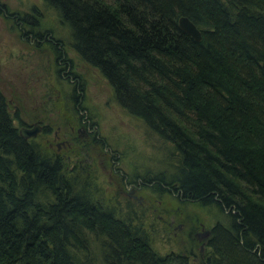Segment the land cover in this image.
I'll return each instance as SVG.
<instances>
[{
    "label": "trees",
    "instance_id": "obj_1",
    "mask_svg": "<svg viewBox=\"0 0 264 264\" xmlns=\"http://www.w3.org/2000/svg\"><path fill=\"white\" fill-rule=\"evenodd\" d=\"M41 1L114 102L171 147L152 193L224 215L197 264H264V0ZM12 121L0 92V264H196L158 256Z\"/></svg>",
    "mask_w": 264,
    "mask_h": 264
},
{
    "label": "rangeland",
    "instance_id": "obj_2",
    "mask_svg": "<svg viewBox=\"0 0 264 264\" xmlns=\"http://www.w3.org/2000/svg\"><path fill=\"white\" fill-rule=\"evenodd\" d=\"M2 5L7 14L35 23L61 44L77 79L60 75L51 54L23 39L14 18L0 13V92L20 122L12 116L14 127L40 128L43 132L31 140L59 157L65 172L77 185L87 184L94 200L142 227L158 256L191 253L197 264L208 252L205 233L216 222L224 225V215L214 206L201 208L152 193L149 178L162 173L167 179L172 173L171 147L114 102L108 83L79 60L68 29L41 0H0Z\"/></svg>",
    "mask_w": 264,
    "mask_h": 264
},
{
    "label": "flooded vegetation",
    "instance_id": "obj_3",
    "mask_svg": "<svg viewBox=\"0 0 264 264\" xmlns=\"http://www.w3.org/2000/svg\"><path fill=\"white\" fill-rule=\"evenodd\" d=\"M0 13L2 14V16H11L13 17L14 21H15V25L16 28L19 32H21V36L23 37V39L27 40L30 44L34 45L36 48L39 46L38 51H48L49 54H51L52 56V62L55 63V66L60 67L58 73L62 76H64L65 78L73 81L75 80V82L77 83V79H72L71 76V68L72 65L70 63H68L69 61H67L65 59V50L62 49V45L59 43H56L55 40H53V38L51 37L50 34L47 33H41L38 29L37 26L35 25V23H30L29 21H27L26 19H21L18 17H14L16 14L11 15V14H7L5 8H3V5L0 6ZM27 15H25L26 17ZM24 17V18H25ZM48 57V55H47ZM64 63V64H63ZM8 100L5 101V103ZM9 102V101H8ZM13 109V107H12ZM10 113V117L13 116L14 121L13 122H19V120L16 119V117H14L15 115L12 114V112ZM12 114V115H11ZM20 123V122H19ZM21 125V124H20ZM31 128H37V130H39V133H41L42 130H40V128H38L36 125L34 124H30V125H23V127H20L19 129H25L27 131H30L28 129ZM18 129V131H19ZM43 129V127H42ZM43 132V131H42ZM37 134V135H38ZM37 135H35L34 137H36ZM34 137H30V139H27L26 141H31L32 138ZM203 237H205V234H203ZM203 237H199L197 239V242H200ZM206 238V237H205ZM207 239V238H206ZM202 245V243H200ZM199 249V248H198ZM201 257V255H200Z\"/></svg>",
    "mask_w": 264,
    "mask_h": 264
},
{
    "label": "water",
    "instance_id": "obj_4",
    "mask_svg": "<svg viewBox=\"0 0 264 264\" xmlns=\"http://www.w3.org/2000/svg\"><path fill=\"white\" fill-rule=\"evenodd\" d=\"M177 25H178L179 30L184 34H187L194 42L200 41V33H198L195 26H193L191 23H189L186 20V18H184V17L179 18L177 20ZM5 107H6L8 112L13 111L9 102L5 103ZM38 133H39V130H37V128H35V127L32 128L30 131H27V130L21 128V129H19L18 136L23 140H27V139H30V137H34ZM205 234H208V233H205Z\"/></svg>",
    "mask_w": 264,
    "mask_h": 264
},
{
    "label": "bare ground",
    "instance_id": "obj_5",
    "mask_svg": "<svg viewBox=\"0 0 264 264\" xmlns=\"http://www.w3.org/2000/svg\"><path fill=\"white\" fill-rule=\"evenodd\" d=\"M69 63V62H68ZM64 64V63H63ZM56 68H57V66H56ZM74 77V76H73ZM67 81V80H66ZM75 84V83H74ZM75 98V97H74ZM83 98V97H82ZM75 101V100H74ZM75 105V104H74ZM84 113V112H83ZM15 117V116H14ZM14 120V119H13ZM83 121V120H82ZM111 150V149H110ZM116 159V158H115Z\"/></svg>",
    "mask_w": 264,
    "mask_h": 264
}]
</instances>
